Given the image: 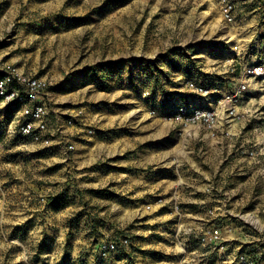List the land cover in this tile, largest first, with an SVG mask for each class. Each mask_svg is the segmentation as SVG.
<instances>
[{
    "label": "rangeland",
    "instance_id": "1",
    "mask_svg": "<svg viewBox=\"0 0 264 264\" xmlns=\"http://www.w3.org/2000/svg\"><path fill=\"white\" fill-rule=\"evenodd\" d=\"M250 5L229 23L219 0H0V64L47 80L53 133L26 139L0 107V264H264Z\"/></svg>",
    "mask_w": 264,
    "mask_h": 264
},
{
    "label": "built area",
    "instance_id": "2",
    "mask_svg": "<svg viewBox=\"0 0 264 264\" xmlns=\"http://www.w3.org/2000/svg\"><path fill=\"white\" fill-rule=\"evenodd\" d=\"M222 16L229 23L237 22L246 15V8L254 3L255 7L249 12H259L258 19L264 22V0H219ZM259 79L264 78V63L250 68ZM47 80L33 73L19 71L15 67L0 64V107L12 112V125L15 133L32 141H41L44 144L50 142L53 133L49 127L52 110L47 99ZM247 88V82L242 78L237 85V92H243ZM233 98V97H232ZM227 104V102H226ZM233 108L228 105L226 111ZM214 111L192 110L188 121L205 122L213 125ZM211 125V126H212ZM210 126V127H211ZM73 146L69 144L68 149ZM126 240L109 241L100 246L103 252H111L118 245H125Z\"/></svg>",
    "mask_w": 264,
    "mask_h": 264
},
{
    "label": "bare ground",
    "instance_id": "3",
    "mask_svg": "<svg viewBox=\"0 0 264 264\" xmlns=\"http://www.w3.org/2000/svg\"><path fill=\"white\" fill-rule=\"evenodd\" d=\"M218 21H219V19H218ZM223 26H225V24H223ZM225 29H226V26H225ZM225 37H228L229 40L235 39L236 49H238L240 47V43H241L242 39L237 38V35L235 34V31H233V33H231L230 31L227 32V34H226ZM224 103H225V101H223V102L220 103L221 106H222V109L225 108ZM142 107H143L142 104L138 101L137 104L135 105V107L133 109H131V111L129 113H132V114L140 113L139 115H143V114H141V112L143 110ZM244 218L248 219L252 223H257V220L256 219H253V217H250L249 215H244Z\"/></svg>",
    "mask_w": 264,
    "mask_h": 264
},
{
    "label": "trees",
    "instance_id": "4",
    "mask_svg": "<svg viewBox=\"0 0 264 264\" xmlns=\"http://www.w3.org/2000/svg\"><path fill=\"white\" fill-rule=\"evenodd\" d=\"M9 112H11L10 110H5L6 116L10 115Z\"/></svg>",
    "mask_w": 264,
    "mask_h": 264
}]
</instances>
